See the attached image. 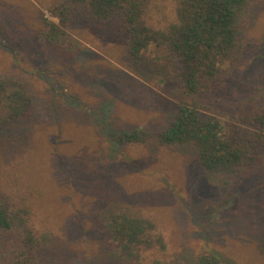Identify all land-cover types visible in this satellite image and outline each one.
<instances>
[{
    "label": "rangeland",
    "instance_id": "obj_1",
    "mask_svg": "<svg viewBox=\"0 0 264 264\" xmlns=\"http://www.w3.org/2000/svg\"><path fill=\"white\" fill-rule=\"evenodd\" d=\"M60 1L0 0V99L20 92L31 114L6 124L0 105V183L31 198L33 224L50 236L43 263L195 264L210 250L221 264H264L257 181L203 169L189 145L110 137L169 123L175 63L154 47L132 57L121 31L75 9L61 25ZM247 1L225 91L203 104L245 130L243 112L264 93V0ZM155 6L153 22L170 15V0ZM39 12L65 31L58 45L45 40ZM117 212L151 220L164 250L126 253L107 229Z\"/></svg>",
    "mask_w": 264,
    "mask_h": 264
},
{
    "label": "trees",
    "instance_id": "obj_2",
    "mask_svg": "<svg viewBox=\"0 0 264 264\" xmlns=\"http://www.w3.org/2000/svg\"><path fill=\"white\" fill-rule=\"evenodd\" d=\"M61 1L56 8L59 13L54 14L61 25L66 22L68 12L75 9L121 31L125 49L132 57L154 47L176 65L178 104L169 123L154 134L134 129L111 134V139L119 145H140L154 140L164 145L192 146L203 169L222 172L232 180L258 182L259 200L255 206L264 219V93L243 112L246 130L237 124L223 123L218 116L205 112L203 105L225 91L226 62L242 37L248 1L170 0V15L163 14V19L156 22L152 17L155 0ZM39 18L47 43L58 45L65 31L41 12ZM0 105L6 124L31 119L29 100L20 92L7 94L0 99ZM33 213L29 195L0 183L2 264H44L50 236L34 226ZM107 229L130 255L165 248L155 224L147 218L117 212L110 218ZM195 264H221V260L214 252L204 250Z\"/></svg>",
    "mask_w": 264,
    "mask_h": 264
}]
</instances>
